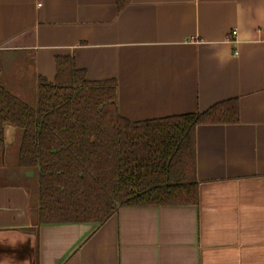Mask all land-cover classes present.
<instances>
[{
    "label": "crops",
    "instance_id": "1",
    "mask_svg": "<svg viewBox=\"0 0 264 264\" xmlns=\"http://www.w3.org/2000/svg\"><path fill=\"white\" fill-rule=\"evenodd\" d=\"M235 32V33H233ZM117 80L130 121L237 98L196 127L197 204L121 206L103 222L38 221L22 129L0 149V264H264V0H0V84L28 104L56 57Z\"/></svg>",
    "mask_w": 264,
    "mask_h": 264
},
{
    "label": "trees",
    "instance_id": "2",
    "mask_svg": "<svg viewBox=\"0 0 264 264\" xmlns=\"http://www.w3.org/2000/svg\"><path fill=\"white\" fill-rule=\"evenodd\" d=\"M130 0H117L118 9ZM56 78L40 76L28 104L0 84L4 127L23 131L18 164L35 168L38 221L103 222L121 206L197 204L199 124L239 121L237 98L203 111L130 121L119 110L117 80H89L73 56L56 57Z\"/></svg>",
    "mask_w": 264,
    "mask_h": 264
},
{
    "label": "built area",
    "instance_id": "3",
    "mask_svg": "<svg viewBox=\"0 0 264 264\" xmlns=\"http://www.w3.org/2000/svg\"><path fill=\"white\" fill-rule=\"evenodd\" d=\"M233 33H235V32H233Z\"/></svg>",
    "mask_w": 264,
    "mask_h": 264
}]
</instances>
